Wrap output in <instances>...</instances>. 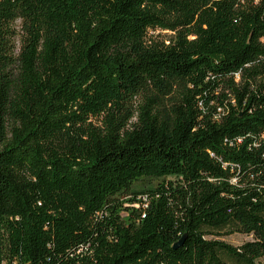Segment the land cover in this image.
Segmentation results:
<instances>
[{
	"label": "trees",
	"instance_id": "16d2710c",
	"mask_svg": "<svg viewBox=\"0 0 264 264\" xmlns=\"http://www.w3.org/2000/svg\"><path fill=\"white\" fill-rule=\"evenodd\" d=\"M262 257L264 0H0V264Z\"/></svg>",
	"mask_w": 264,
	"mask_h": 264
},
{
	"label": "rangeland",
	"instance_id": "374dc122",
	"mask_svg": "<svg viewBox=\"0 0 264 264\" xmlns=\"http://www.w3.org/2000/svg\"><path fill=\"white\" fill-rule=\"evenodd\" d=\"M153 34L155 36H158L157 39H164L170 35L168 32H156ZM167 180H173V179L169 178ZM218 239L221 241H224L225 243H228L232 246L238 247L247 241H251L252 238H251V236H246L243 234H233V235H229V236H221ZM256 264H264V257L257 260Z\"/></svg>",
	"mask_w": 264,
	"mask_h": 264
},
{
	"label": "water",
	"instance_id": "95a60500",
	"mask_svg": "<svg viewBox=\"0 0 264 264\" xmlns=\"http://www.w3.org/2000/svg\"><path fill=\"white\" fill-rule=\"evenodd\" d=\"M181 245V241L179 243H177L174 248H178Z\"/></svg>",
	"mask_w": 264,
	"mask_h": 264
}]
</instances>
